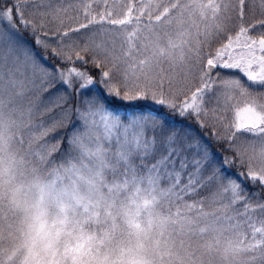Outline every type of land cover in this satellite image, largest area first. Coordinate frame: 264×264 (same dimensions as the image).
<instances>
[{
    "label": "snow or ice",
    "instance_id": "6c2138e0",
    "mask_svg": "<svg viewBox=\"0 0 264 264\" xmlns=\"http://www.w3.org/2000/svg\"><path fill=\"white\" fill-rule=\"evenodd\" d=\"M65 139L87 198L25 188ZM22 190L120 230L122 264H264V0H0V264H42L47 216L21 234L3 209Z\"/></svg>",
    "mask_w": 264,
    "mask_h": 264
},
{
    "label": "clouds",
    "instance_id": "9594fccd",
    "mask_svg": "<svg viewBox=\"0 0 264 264\" xmlns=\"http://www.w3.org/2000/svg\"><path fill=\"white\" fill-rule=\"evenodd\" d=\"M91 147V146H90ZM75 158L69 157L59 164L39 166L37 172H33L32 165L24 168L25 188L28 183L35 182L37 178L41 182L57 179L58 186L75 188L77 195L87 198V181L94 170L96 161L83 154H74ZM59 168V177L53 171ZM75 168L74 174H69L64 169ZM19 207L9 211L10 205L7 200L3 202L4 212L10 220L14 221V228L21 230V234L28 233L34 226L39 225L40 218L47 216L48 223L40 235L34 238V252L38 254L42 264L54 259L57 264H122L121 257L125 255L130 246L129 240L120 230L112 233L110 229L95 223L78 224L77 219L80 209L75 208L74 201L66 200L65 206L69 209L68 221L64 224L53 223L57 218V208L48 201L46 205L37 207V197L34 192L22 190L16 194ZM27 209V212L25 211ZM73 211L77 215L73 216ZM105 233H108L107 235ZM9 244H5L7 250ZM19 247V242L17 244ZM55 253V256H53ZM24 252L16 254L17 264H23Z\"/></svg>",
    "mask_w": 264,
    "mask_h": 264
},
{
    "label": "rangeland",
    "instance_id": "374dc122",
    "mask_svg": "<svg viewBox=\"0 0 264 264\" xmlns=\"http://www.w3.org/2000/svg\"><path fill=\"white\" fill-rule=\"evenodd\" d=\"M97 10H100V9H97ZM72 14L74 15L75 13L73 12ZM81 19H82V17H81ZM225 74H229V73H225ZM231 74L236 75V76H239L241 79H243V80L247 83L246 78H244V77L242 76L241 73H239V72H235V73H231ZM40 119H41V117L39 116V114H37V115L34 117V121H35L36 123H39V122H40ZM74 119H75V117H73V120H74ZM66 131H71V126H69V129H67ZM60 135H64V133H63V132L59 133V134L57 135V138H59ZM68 158H69V155H68V144H67V140L65 139V140L61 143V151L58 152V153H56V154H53V156L50 158V161H51V162H50L48 165H50V164H59V163H61L62 161L67 160ZM48 165H47V166H48ZM240 170H241V169H240ZM242 171H244V169H242ZM255 191H256V190H255ZM201 195H205V193H201ZM241 210H242V208H241ZM249 214H250V215H254V216H256L258 221L261 219V217L259 216L258 213H249ZM257 226H258V227L261 226L259 222H257Z\"/></svg>",
    "mask_w": 264,
    "mask_h": 264
},
{
    "label": "trees",
    "instance_id": "16d2710c",
    "mask_svg": "<svg viewBox=\"0 0 264 264\" xmlns=\"http://www.w3.org/2000/svg\"><path fill=\"white\" fill-rule=\"evenodd\" d=\"M213 147H214L217 151L220 150V146H219V145H214ZM241 171H242V169H241ZM245 187H246V189H247V191H248L249 193L255 192V190H256V191H260L259 186H257V187L254 188V187H252L250 184H246ZM261 200L264 201V196L261 197Z\"/></svg>",
    "mask_w": 264,
    "mask_h": 264
}]
</instances>
